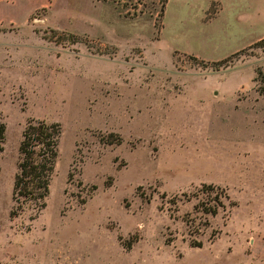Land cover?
<instances>
[{
	"label": "rangeland",
	"instance_id": "rangeland-1",
	"mask_svg": "<svg viewBox=\"0 0 264 264\" xmlns=\"http://www.w3.org/2000/svg\"><path fill=\"white\" fill-rule=\"evenodd\" d=\"M163 1L0 0V264H264V0ZM33 118L59 156L12 215Z\"/></svg>",
	"mask_w": 264,
	"mask_h": 264
},
{
	"label": "trees",
	"instance_id": "trees-1",
	"mask_svg": "<svg viewBox=\"0 0 264 264\" xmlns=\"http://www.w3.org/2000/svg\"><path fill=\"white\" fill-rule=\"evenodd\" d=\"M166 0L163 1L165 7ZM162 14V13H160ZM73 34V33H72ZM77 41L79 36L73 34ZM254 46L264 47V38L256 41ZM230 56L215 61L220 65H225ZM262 69L259 73L264 80ZM260 90L264 93V84L260 85ZM63 127L60 121H48L45 119H30L25 126L19 145L20 160L18 163V171L15 176L13 186L14 207L11 211L12 215L21 212L25 206L31 205L41 208L46 205V197L50 193V184L53 172L57 163L60 150V141ZM6 136V124L0 116V151L4 148ZM214 190L215 185L207 184ZM222 194L226 198H230L229 193L223 189ZM204 211L216 214L219 206L226 205L222 200L216 204L211 201H202L200 204ZM130 246V243L127 245Z\"/></svg>",
	"mask_w": 264,
	"mask_h": 264
},
{
	"label": "crops",
	"instance_id": "crops-1",
	"mask_svg": "<svg viewBox=\"0 0 264 264\" xmlns=\"http://www.w3.org/2000/svg\"><path fill=\"white\" fill-rule=\"evenodd\" d=\"M4 1V0H3ZM13 2H15V0H13Z\"/></svg>",
	"mask_w": 264,
	"mask_h": 264
}]
</instances>
